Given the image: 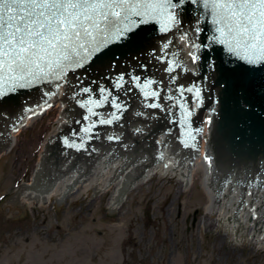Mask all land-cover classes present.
<instances>
[{
	"label": "water",
	"instance_id": "water-1",
	"mask_svg": "<svg viewBox=\"0 0 264 264\" xmlns=\"http://www.w3.org/2000/svg\"><path fill=\"white\" fill-rule=\"evenodd\" d=\"M197 17L201 18L200 27L203 29L197 41L198 43L203 41L205 44H208V38L213 34V28L209 22L210 17L204 14L202 8L197 9L192 5H186L185 9L181 12V18L184 22L183 26L190 25L189 28H191V30L194 28L192 24H194V26L197 24ZM140 32L143 39L138 46H132L126 43L113 44L84 68H80L76 71L69 70V73L78 76L74 78L73 83L75 82L77 85L80 80H83V84L86 87L90 85L89 88L93 90V98L98 96L100 87H106L113 92V95H118L120 101H130L135 104L139 100L142 101L145 99L138 89L129 88L127 91L121 90L117 93L113 88V82L119 76L115 71L119 68H123L122 66H128L133 59L143 57V53L145 51H150L148 49H150V45H153V42L155 43V40L166 35L159 31V25L157 24L145 25L141 28ZM178 48L180 50L181 46ZM201 55L204 58L199 62L198 66L196 65L198 74L193 77L190 73L187 74V71H184L182 67L176 70L182 77L175 83L182 84L184 87H187L186 83H190L189 87H192L194 84L200 87L202 89L201 99L204 101V106L217 110V112H215L216 120L212 128L210 142V154L216 168L220 172L232 171L236 168H239L238 170L241 171H254L255 169L258 170L264 178V67H251L237 62L217 45H211L210 49L201 53ZM210 60L215 61V71L209 68ZM151 66L152 65L148 66L149 70H144L141 66L126 68V70L142 78H151L153 75ZM160 66L165 69L167 64L160 62ZM104 72H108L110 75H106L104 82L102 81L99 83V78L105 74ZM125 79H128V75ZM42 84H44V82H36L30 84L26 88H17L14 92L0 98V113H12L19 110L22 103L30 99L31 96L35 94L33 91ZM64 87L65 85H61L58 90ZM38 90L39 89H37V93H39ZM63 90L66 94L69 93L68 89ZM213 97L216 101L212 99ZM55 98H57V101L54 102L55 106L59 104L57 111L63 117L66 113L68 114L66 106L67 101H62L61 97L58 98L57 94ZM158 98H161V95ZM158 98L154 99L155 103L158 102ZM74 104L78 109L81 108L78 101L73 102V105ZM196 104H200V101L198 100V103L194 101V106H196ZM62 105L65 106L64 110L62 109ZM103 107L114 110L111 108L110 104H105ZM191 108L192 107L188 106L187 109L191 110ZM149 117L150 116H148V118ZM129 120L130 117H126L125 122ZM60 121L61 119H57L53 123L52 121H47L49 126L51 123L52 125L50 129H44L43 131L28 178V181H30L31 175L33 176L34 174L33 183L40 190H45L53 186L55 180L59 183H57L53 189L50 187L48 193L37 194L27 188L29 183H23L21 185V183L18 182L0 193V196L3 194L7 195L5 200L0 201V206L15 205L16 211L28 207L27 204H37L46 200H50V202L54 203L60 201V197L64 195L65 189L69 187L70 179L67 180L62 169L54 163L41 161L42 163L39 164L40 159L38 160V153L41 156L44 152L43 144L40 148L41 143H45L48 138L56 133V128ZM145 131L146 134L144 138L137 137L135 139V148L150 150L154 147V142L158 137L154 135L151 126L146 128ZM143 132L144 131H141L140 133ZM4 141L5 140H1L0 143ZM119 149L121 150V148ZM106 150L109 152L111 149L108 148ZM58 151L61 153L60 149ZM171 154L173 155L174 153ZM133 157L136 160L131 159L129 156H123L116 162L114 157H110L103 153L102 150H99L92 154L91 158L86 162L70 166L71 169H74L72 177L77 186L69 195L81 194V200H91V194H94L91 191L97 192V188H104V217H106L109 211L108 208L110 209L111 205L118 204L117 201L124 187L131 185V182L152 179L155 175H158L177 179L179 189H181L180 186L182 187V184L191 183V185L194 184L195 187L202 190L201 184L207 190L210 200L207 204L208 197L204 192L206 208L203 207L195 214L198 228L207 233L208 228L223 233L221 248H249L244 245H234L237 243L251 245V242H255V247L264 249V239H259L261 235H264V225L261 220L257 218L254 220L255 227L249 228L250 214L248 209H246L245 212L240 209L239 212H235L234 205L235 199L242 201L240 205H245L246 202H251L253 200L255 203H260L258 196L257 198L255 197V199L252 197L241 199L240 195L236 194L233 190H224L221 195L217 196L214 194V190L211 188L210 184H208L203 165L195 159L193 163H191L193 166H191L190 169L185 165H181L179 171L173 172L158 168L151 172L148 171L144 174L146 176H144L142 175L143 173L139 175L141 166L138 165L140 160L147 159L146 154H135L133 152ZM106 159L110 160V162ZM37 161L38 164H36ZM250 166L254 169L252 170ZM34 167L36 168L35 171ZM234 171L237 172V170ZM154 178L162 179L157 176ZM20 185L21 190L17 193L19 189H17V187ZM15 195L17 196L16 201L13 200ZM55 206L57 205L51 204L50 208ZM258 206L261 205L258 204ZM204 215L206 217L211 215L217 225L213 223L209 225V221L207 223L203 222ZM255 251L263 252V250L258 248H255Z\"/></svg>",
	"mask_w": 264,
	"mask_h": 264
},
{
	"label": "snow or ice",
	"instance_id": "snow-or-ice-1",
	"mask_svg": "<svg viewBox=\"0 0 264 264\" xmlns=\"http://www.w3.org/2000/svg\"><path fill=\"white\" fill-rule=\"evenodd\" d=\"M186 5L202 8L210 17L213 34L208 44L196 42L203 31L200 17L192 29L195 38L182 30L181 12ZM150 24L159 25L163 34L179 33L178 40L187 45V55L194 65L198 66L204 58L201 53L217 45L237 62L264 67V0H0V98L36 82H54L58 89L59 81L65 79L69 70L84 68L111 45L138 46L143 39L141 28ZM172 44L169 39L162 49L168 50ZM157 59L167 64L164 71L169 74L183 67L178 58L167 60L161 55ZM142 67L147 70L146 65ZM209 68L216 70L214 60L209 61ZM156 84L152 78L122 73L113 82V88L117 93L135 88L151 100L160 96L153 87ZM178 91L181 96L184 91L194 93L200 101L197 106L203 104L202 89L195 84L186 89L180 86ZM79 94L87 97L78 101L87 110L83 117L86 121L96 117L94 109L105 104L114 109L110 118L91 121L85 132L92 133L97 124L112 125L127 110V105L119 102L120 97L106 87L99 88L96 98L89 87L82 88ZM146 106L158 107L156 103ZM181 108L184 124L193 113L183 105ZM140 131L137 129V133ZM113 139L119 138L109 137ZM65 144L77 150L83 147V143L77 145L75 141L66 140Z\"/></svg>",
	"mask_w": 264,
	"mask_h": 264
},
{
	"label": "rangeland",
	"instance_id": "rangeland-1",
	"mask_svg": "<svg viewBox=\"0 0 264 264\" xmlns=\"http://www.w3.org/2000/svg\"><path fill=\"white\" fill-rule=\"evenodd\" d=\"M54 119L52 112L26 128L0 159V193L28 181ZM100 195L51 208L0 206V264H264V251L221 248L223 233L198 228L195 214L205 201L195 186L182 191L173 180L153 178L106 217ZM9 234L20 237L6 242Z\"/></svg>",
	"mask_w": 264,
	"mask_h": 264
},
{
	"label": "bare ground",
	"instance_id": "bare-ground-1",
	"mask_svg": "<svg viewBox=\"0 0 264 264\" xmlns=\"http://www.w3.org/2000/svg\"><path fill=\"white\" fill-rule=\"evenodd\" d=\"M54 107H55V103H54ZM54 107L52 108V110H54ZM44 117V116H43ZM42 117V118H43ZM41 118H36L35 120H32L31 122H30V124H29V126L30 125H34V123H36L37 121H39ZM48 129H50V128H48ZM24 132V129L19 133V134H17L16 136H15V138L14 139H16L17 140V138H18V136H20V135H22V133ZM11 147V146H10ZM12 151H13V149H12ZM4 155H6L5 153L3 154V153H0V158L1 157H3ZM152 179H147V180H142V181H137V182H131V185H130V187H132L133 186V189L131 190V192L132 191H135V189L136 188H139L140 186H142L143 184H146V183H148V182H150ZM173 181H174V185H177L178 184V180L177 179H173ZM27 184V183H26ZM186 184V183H185ZM186 185H188V183L186 184ZM192 186V185H191ZM135 188V189H134ZM97 192H103V194L100 196L101 198L103 197V195H104V188H97ZM126 193H128V192H126ZM125 193L124 192H122V194L121 195H124ZM129 194V193H128ZM127 194V195H128ZM174 195V194H173ZM172 196V195H171ZM169 197L170 198V201L172 202L174 199L172 198V197ZM175 196V195H174ZM79 197H81V194H76V195H69V196H66V198H68V199H70V198H75V199H77V198H79ZM63 198H65V197H60V200L61 199H63ZM169 201V202H170ZM50 202V200H46V201H43V202H40V203H37V204H48ZM169 202H168V204H169ZM118 203H120V202H118ZM120 206L121 205H119V204H117V205H111V207H110V210H113V211H115V210H117V209H119L120 208ZM222 239H223V237H222ZM251 245H252V247L254 246L255 247V242H251ZM231 249H233V248H231ZM235 250V249H234Z\"/></svg>",
	"mask_w": 264,
	"mask_h": 264
},
{
	"label": "flooded vegetation",
	"instance_id": "flooded-vegetation-1",
	"mask_svg": "<svg viewBox=\"0 0 264 264\" xmlns=\"http://www.w3.org/2000/svg\"><path fill=\"white\" fill-rule=\"evenodd\" d=\"M7 235V234H6ZM18 237H20V236H18V235H11V234H9L8 235V241H6V242H11L12 240H14V239H16V238H18Z\"/></svg>",
	"mask_w": 264,
	"mask_h": 264
}]
</instances>
